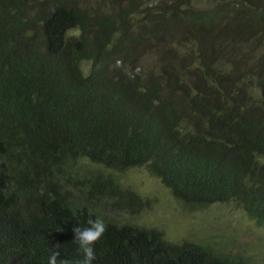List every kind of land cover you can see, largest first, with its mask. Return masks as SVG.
<instances>
[{
    "label": "trees",
    "instance_id": "1",
    "mask_svg": "<svg viewBox=\"0 0 264 264\" xmlns=\"http://www.w3.org/2000/svg\"><path fill=\"white\" fill-rule=\"evenodd\" d=\"M154 2L0 0V264H255L123 221L145 169L264 228V0Z\"/></svg>",
    "mask_w": 264,
    "mask_h": 264
},
{
    "label": "rangeland",
    "instance_id": "2",
    "mask_svg": "<svg viewBox=\"0 0 264 264\" xmlns=\"http://www.w3.org/2000/svg\"><path fill=\"white\" fill-rule=\"evenodd\" d=\"M149 1L155 3V0ZM116 177L125 188L134 190L150 202L138 213L130 208L134 213H124V222L159 230L170 242L177 244L190 241L218 252H246L253 255L250 258L255 264H264V228L242 211L225 204L194 211L177 201L160 180L145 169L124 172ZM98 211L105 214L103 209Z\"/></svg>",
    "mask_w": 264,
    "mask_h": 264
}]
</instances>
